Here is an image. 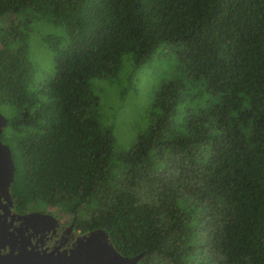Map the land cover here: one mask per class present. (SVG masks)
Returning a JSON list of instances; mask_svg holds the SVG:
<instances>
[{
  "label": "trees",
  "instance_id": "16d2710c",
  "mask_svg": "<svg viewBox=\"0 0 264 264\" xmlns=\"http://www.w3.org/2000/svg\"><path fill=\"white\" fill-rule=\"evenodd\" d=\"M0 20L17 211L81 208L142 264H264V0H0ZM48 24L40 78L30 36ZM158 50L171 72L119 151L93 83Z\"/></svg>",
  "mask_w": 264,
  "mask_h": 264
},
{
  "label": "rangeland",
  "instance_id": "374dc122",
  "mask_svg": "<svg viewBox=\"0 0 264 264\" xmlns=\"http://www.w3.org/2000/svg\"><path fill=\"white\" fill-rule=\"evenodd\" d=\"M7 20H0V30L8 25ZM60 28L54 25L34 27L30 36L31 59L44 76L45 68L53 69L51 54L44 45V35H59ZM171 56L158 50L146 63L133 67L125 61L117 81L107 79L94 81L93 90L100 99V114L114 125L115 149L128 150L136 135L143 132L148 124L153 89L161 78L171 72ZM124 89H126L125 96ZM118 95V96H116Z\"/></svg>",
  "mask_w": 264,
  "mask_h": 264
},
{
  "label": "water",
  "instance_id": "95a60500",
  "mask_svg": "<svg viewBox=\"0 0 264 264\" xmlns=\"http://www.w3.org/2000/svg\"><path fill=\"white\" fill-rule=\"evenodd\" d=\"M7 119L0 112V135L6 126ZM15 172V164L9 146L1 141L0 138V264H138L144 252H140L133 256H122L106 240L107 233L103 229L96 230L103 238L97 246L91 247L93 234L88 236L85 241L80 242L78 247L71 251L69 255L60 252L55 253L54 250H39L31 247L28 249L25 244L16 246L14 244V234L6 230L3 221L12 205V197L10 194V186L12 184ZM42 215L40 212H32L26 217H37ZM14 214L11 215V219ZM9 246V251L2 253L1 248ZM18 251L15 252L14 249Z\"/></svg>",
  "mask_w": 264,
  "mask_h": 264
},
{
  "label": "flooded vegetation",
  "instance_id": "af4514ba",
  "mask_svg": "<svg viewBox=\"0 0 264 264\" xmlns=\"http://www.w3.org/2000/svg\"><path fill=\"white\" fill-rule=\"evenodd\" d=\"M0 212L3 213V210L0 209ZM32 212H40L42 215L23 218L22 215L28 216ZM12 214H14V218L11 219ZM95 224L90 215L82 214L81 208L71 210L46 203L36 208L26 207L20 212L15 209L13 201L3 221L6 230L14 234L16 246L25 244L28 249L36 246L35 248L39 250H54L55 253L60 252L64 255H69L80 242L85 241L92 234L93 239L87 248L95 247L103 242L101 235L96 233V230L102 228ZM106 239L108 243H111L108 234ZM7 251H9L8 245L1 248L2 253ZM14 251L17 252L18 249L15 248ZM141 259L138 264H142Z\"/></svg>",
  "mask_w": 264,
  "mask_h": 264
}]
</instances>
